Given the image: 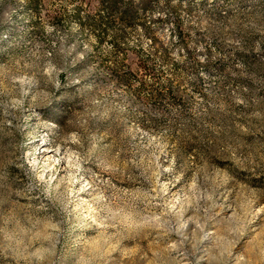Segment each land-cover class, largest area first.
Listing matches in <instances>:
<instances>
[{
	"label": "rangeland",
	"instance_id": "374dc122",
	"mask_svg": "<svg viewBox=\"0 0 264 264\" xmlns=\"http://www.w3.org/2000/svg\"><path fill=\"white\" fill-rule=\"evenodd\" d=\"M118 1L0 0V264H264V0Z\"/></svg>",
	"mask_w": 264,
	"mask_h": 264
},
{
	"label": "trees",
	"instance_id": "16d2710c",
	"mask_svg": "<svg viewBox=\"0 0 264 264\" xmlns=\"http://www.w3.org/2000/svg\"><path fill=\"white\" fill-rule=\"evenodd\" d=\"M31 1L32 3L35 2V0H31ZM71 1L73 2L74 0ZM93 1L94 0H81L80 4H73L74 5L73 18L77 23H80L81 25H88L94 31H98L99 33L108 31L110 29L111 27L110 16L115 14L116 15L121 14V20L125 22L127 21L129 14L131 13L132 8L130 4L125 6H120V2L118 0H103L102 1L103 3H101V8H104L105 10V13L104 14L102 13L103 15L100 13L99 17H96L94 13L88 12L85 18H83L81 14V9L83 8L82 3L86 2L87 4L91 5ZM5 31H6L5 35H11L15 33V28L7 27ZM143 69L146 71L147 66H143Z\"/></svg>",
	"mask_w": 264,
	"mask_h": 264
},
{
	"label": "bare ground",
	"instance_id": "6f19581e",
	"mask_svg": "<svg viewBox=\"0 0 264 264\" xmlns=\"http://www.w3.org/2000/svg\"><path fill=\"white\" fill-rule=\"evenodd\" d=\"M43 152H48V151L46 149H44Z\"/></svg>",
	"mask_w": 264,
	"mask_h": 264
}]
</instances>
